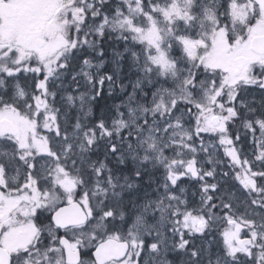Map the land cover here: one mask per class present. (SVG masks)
Segmentation results:
<instances>
[{"label":"snow or ice","instance_id":"obj_1","mask_svg":"<svg viewBox=\"0 0 264 264\" xmlns=\"http://www.w3.org/2000/svg\"><path fill=\"white\" fill-rule=\"evenodd\" d=\"M0 264H264V0H0Z\"/></svg>","mask_w":264,"mask_h":264},{"label":"bare ground","instance_id":"obj_2","mask_svg":"<svg viewBox=\"0 0 264 264\" xmlns=\"http://www.w3.org/2000/svg\"><path fill=\"white\" fill-rule=\"evenodd\" d=\"M105 103H107L108 105H110L111 104V101L110 100H107V101L101 102V107H103Z\"/></svg>","mask_w":264,"mask_h":264},{"label":"trees","instance_id":"obj_3","mask_svg":"<svg viewBox=\"0 0 264 264\" xmlns=\"http://www.w3.org/2000/svg\"><path fill=\"white\" fill-rule=\"evenodd\" d=\"M111 101V104L113 103V101L111 99H109ZM103 102V101H102Z\"/></svg>","mask_w":264,"mask_h":264},{"label":"rangeland","instance_id":"obj_4","mask_svg":"<svg viewBox=\"0 0 264 264\" xmlns=\"http://www.w3.org/2000/svg\"><path fill=\"white\" fill-rule=\"evenodd\" d=\"M209 239H212V237H209Z\"/></svg>","mask_w":264,"mask_h":264}]
</instances>
